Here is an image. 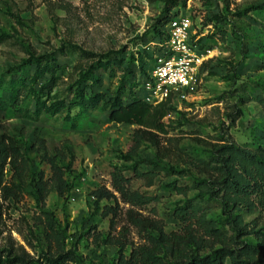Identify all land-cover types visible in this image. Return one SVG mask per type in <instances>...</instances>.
Listing matches in <instances>:
<instances>
[{
	"label": "rangeland",
	"instance_id": "374dc122",
	"mask_svg": "<svg viewBox=\"0 0 264 264\" xmlns=\"http://www.w3.org/2000/svg\"><path fill=\"white\" fill-rule=\"evenodd\" d=\"M3 1L11 7V12H7ZM165 1L0 0V77L5 80L12 76L18 78L20 75L9 69L31 54L55 51L67 41L97 54L119 51L124 47L126 50L121 54L123 67L129 53H134L135 57L133 75L125 81L122 91L124 101H127L132 90L136 93L142 90L141 82L151 64L150 55L156 50L152 45L157 38L153 26ZM243 10L242 15L237 14ZM174 11L191 17L195 36L200 35L197 44L207 54L208 60L196 87L173 96L174 110L168 117V133L158 134L161 150L166 155L163 159L158 158V162L162 166L187 168L186 157L206 158L207 145L222 135L249 147L264 144V107L255 99L256 95L264 97V0H186L185 5L180 3ZM214 13L224 14L227 19L219 23L208 21ZM56 56L61 69L59 76L44 92L43 99L48 103L70 98L67 83L77 78L76 73H71L72 66L77 60H83L78 51L57 52ZM115 56V53L110 55ZM33 70V66L26 70L28 74L25 73L23 81L28 87L33 85V89L38 90L46 78L31 84L28 75H32ZM96 76L101 78L102 84L86 82L87 93L100 92L107 99L116 92L120 72L111 77L98 70ZM27 86L23 91H28L31 98L33 94L30 89H25ZM246 86L252 87V92L247 94ZM30 108H34L33 101ZM236 108H240L242 114L231 125L227 115ZM64 115L65 110H62L52 118L42 114L38 120H32L10 109L0 110V130L16 138L22 150L23 142H33L37 132L49 147L65 148L73 156L74 174H66L72 189L66 198L52 191L45 200L46 207L54 213L60 227L67 225L66 249L76 245L78 257L70 264L88 261L108 263L116 257L115 246L96 245L87 232L92 226L101 231L108 229L109 216L100 215L105 204L118 205L120 216L117 217L116 229L126 223L124 212L130 205L122 202L111 186L110 173L114 165L130 167L136 164L142 171L157 172L153 184L148 185L149 179L137 178L131 170H126L132 189L157 197L156 201L141 209H134L145 216L161 219L166 230L182 227L173 215V207L190 198L194 191L190 190L184 196L166 189L164 184L176 180L178 185L189 186L197 176L195 169L180 177L154 167L150 160L155 159V151L148 145L142 146L133 161L121 158L130 144V134L137 126L108 121L103 107L89 110L77 129L63 126ZM177 151L185 156L183 160L177 157ZM26 155L35 170L43 169L46 177L50 176L49 166L41 162L38 153L31 150ZM11 174L7 166L5 182L8 183ZM101 185L112 191L116 200L100 201L99 211L94 213L90 191ZM217 204L216 201L208 204L213 207L210 216L214 218L220 215ZM37 211L38 205L30 186L17 202L0 198V254L4 248L12 246L17 252L25 251L38 258L40 251L45 249V241L41 228L32 226V215ZM257 215L259 223L264 224V213L246 214L245 218L249 220ZM129 238L135 244L142 242L133 227Z\"/></svg>",
	"mask_w": 264,
	"mask_h": 264
},
{
	"label": "trees",
	"instance_id": "16d2710c",
	"mask_svg": "<svg viewBox=\"0 0 264 264\" xmlns=\"http://www.w3.org/2000/svg\"><path fill=\"white\" fill-rule=\"evenodd\" d=\"M185 1L164 2L153 26L157 38L164 34L163 27L168 20L178 14L174 9L179 7L180 3L185 5ZM3 2L7 12H11V7L6 5V1ZM243 13L244 10L237 12L239 15ZM226 19V15L214 13L208 21L219 23ZM125 50L123 47L119 51L97 54L67 41L55 51L41 55L31 54L9 69L21 77L12 76L7 80L3 76L0 77L2 111L10 109L32 120H38L42 114L52 118L65 110L63 126L77 129L89 110L103 107L107 112L108 121L137 126L132 130L130 144L127 151L121 154V158L133 161L138 157L142 146L148 145L155 151V159L150 160L154 167H161L162 170H168L180 177L192 169L197 173L189 186L178 185L176 180L164 184L166 189L184 196L188 191H194L190 198L173 207V215L182 223V227L179 230H166L161 219L145 216L134 209H141L156 201L157 197L132 189L131 179L126 175V170H131L135 177L147 178L148 185H152L157 172L142 171L136 164L130 167L114 165L110 173L111 186L119 194L121 201L130 205L124 212L126 223L116 229L117 217L120 216L118 205L105 204L100 209V215L109 216L108 229L101 231L92 226L87 232L94 244L115 246L116 257L108 263L88 261L82 264H264V224L259 223V215L249 220L245 218L246 214L264 213V144H253L249 147L222 135L217 141L207 145L206 158L186 157L187 168L162 166L158 158L163 159L166 153L161 150L158 134L168 133V117L174 110L173 95L169 94L162 101L151 103L132 90L131 97L124 101V83L133 75L132 64L135 60L134 53H129L127 64L123 67L121 54ZM69 51H78L83 58L72 66L71 73H76L77 78L67 83L70 98L48 103L43 99L44 92L49 83L59 76L61 69L56 54H67ZM113 53L117 56L110 57ZM150 56L151 64L144 78L154 65V53ZM32 66L33 73L28 75L31 84L46 78L38 90L33 89V85L28 87L23 81L26 70ZM98 70L111 77L115 76L117 71L121 74L119 87L107 99H104L100 92L85 91L84 85L88 81L91 85L102 84L101 78L96 76ZM24 86H27L25 89L31 90V98L28 91H23ZM245 90L248 94L253 89L246 86ZM255 99L264 107L262 95H256ZM31 101L34 102L32 109ZM241 114L242 110L236 108L233 113L227 115L231 125ZM23 147L24 150L16 138L0 130V198L17 202L28 186L33 189L38 211L32 215V226L41 228L45 249L40 251L35 259L25 251L17 252L12 246H8L1 251L0 255L4 259L0 257V264H70L78 257L76 245L66 249L67 225L60 227L54 213L46 207L45 200L52 191L59 197L66 198L72 189V183L68 181L66 174H74L73 156L65 148L49 147L37 132L34 141L25 140ZM31 150L38 153L41 162L49 166V177H46L43 169L33 168L32 161L26 155ZM175 154L182 160L185 158L179 151ZM7 166L12 172L8 183L4 179ZM90 195L93 197L94 213L99 211L100 201L116 200L115 194L104 185L91 190ZM212 201L218 203L220 215L216 218L210 216L213 207L208 204ZM132 227L142 239L141 243L135 244L129 238Z\"/></svg>",
	"mask_w": 264,
	"mask_h": 264
},
{
	"label": "built area",
	"instance_id": "2783aa9c",
	"mask_svg": "<svg viewBox=\"0 0 264 264\" xmlns=\"http://www.w3.org/2000/svg\"><path fill=\"white\" fill-rule=\"evenodd\" d=\"M163 30L164 34L152 43L156 49L154 65L141 82L142 98L151 103L160 102L169 94L192 91L208 60L207 54L199 49L200 35L195 36L189 15L178 13L171 17Z\"/></svg>",
	"mask_w": 264,
	"mask_h": 264
},
{
	"label": "crops",
	"instance_id": "0c3cea01",
	"mask_svg": "<svg viewBox=\"0 0 264 264\" xmlns=\"http://www.w3.org/2000/svg\"><path fill=\"white\" fill-rule=\"evenodd\" d=\"M137 94H139V96L142 97L143 89L141 91H138Z\"/></svg>",
	"mask_w": 264,
	"mask_h": 264
}]
</instances>
